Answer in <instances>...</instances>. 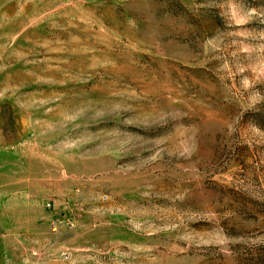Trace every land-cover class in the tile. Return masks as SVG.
<instances>
[{"label":"rangeland","instance_id":"rangeland-1","mask_svg":"<svg viewBox=\"0 0 264 264\" xmlns=\"http://www.w3.org/2000/svg\"><path fill=\"white\" fill-rule=\"evenodd\" d=\"M0 264H264V0H0Z\"/></svg>","mask_w":264,"mask_h":264},{"label":"built area","instance_id":"built-area-1","mask_svg":"<svg viewBox=\"0 0 264 264\" xmlns=\"http://www.w3.org/2000/svg\"><path fill=\"white\" fill-rule=\"evenodd\" d=\"M45 207L47 208V209H50V207H51V203L48 201L46 204H45ZM61 222L66 226V227H72V221L71 220H69V219H61ZM58 226H59V221H57L56 219H54V220H52L51 222H50V229H51V231L53 232V233H56L57 232V230H58ZM33 255L35 256V257H39L40 256V254L38 253V252H36V251H33ZM64 257L66 258V254H64Z\"/></svg>","mask_w":264,"mask_h":264}]
</instances>
